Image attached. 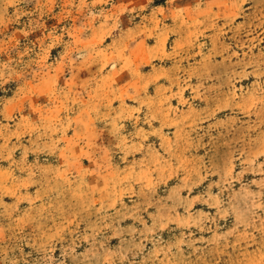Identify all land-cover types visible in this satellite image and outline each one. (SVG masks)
<instances>
[{
  "label": "rangeland",
  "instance_id": "rangeland-1",
  "mask_svg": "<svg viewBox=\"0 0 264 264\" xmlns=\"http://www.w3.org/2000/svg\"><path fill=\"white\" fill-rule=\"evenodd\" d=\"M0 264H264V0H0Z\"/></svg>",
  "mask_w": 264,
  "mask_h": 264
}]
</instances>
